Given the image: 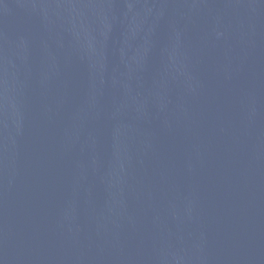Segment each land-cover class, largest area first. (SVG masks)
<instances>
[{
  "label": "water",
  "instance_id": "95a60500",
  "mask_svg": "<svg viewBox=\"0 0 264 264\" xmlns=\"http://www.w3.org/2000/svg\"><path fill=\"white\" fill-rule=\"evenodd\" d=\"M0 264H264V0H0Z\"/></svg>",
  "mask_w": 264,
  "mask_h": 264
}]
</instances>
